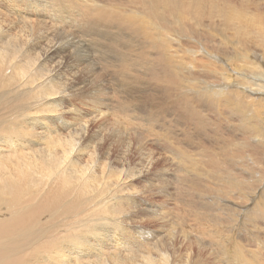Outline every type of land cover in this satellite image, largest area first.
I'll list each match as a JSON object with an SVG mask.
<instances>
[{"label":"bare ground","instance_id":"obj_1","mask_svg":"<svg viewBox=\"0 0 264 264\" xmlns=\"http://www.w3.org/2000/svg\"><path fill=\"white\" fill-rule=\"evenodd\" d=\"M80 1L67 0V5L63 4L64 11L59 7L62 4L57 5L59 0H0V264H207L203 249H196L193 245L192 241L197 240L188 228L181 229L180 236H177L173 225L177 224L174 221L177 220L176 209L183 211L184 203L188 208L194 205L188 200L185 202L189 191L192 193V190L202 187V193H208L216 190L214 187L222 186L212 196L213 200L220 199L215 206L222 219L223 214L235 208L236 198L247 201L244 194L246 178L238 180L235 177L234 180L230 175L224 179L221 167L212 166L210 160L203 162L196 155V158L191 156L192 152L203 151L201 143L196 145L189 141L191 150L188 152H180L178 145H171L168 149L165 142L178 135L177 126L182 129L185 124H172L166 120L178 116L190 123L199 114L196 107L193 109L187 92H184V101L180 103L178 95L182 93V83H185V87L195 93L192 101L207 98L220 113H223V108L226 109L230 122H237L236 131L244 137L240 143L243 150L244 147L251 152L256 150L264 159V76H257L256 84H251L261 71L262 59L253 55L224 62L228 66L227 83L220 89H204V83L174 63V55L167 62L161 59L163 63L157 61L158 64L153 65L155 60L148 54L151 62L154 60L153 64L147 67V72L145 68L141 71L149 76L147 83L160 88L159 91L172 100L178 97L176 104L169 103L167 106L162 102V115L159 116L157 110V115L152 112L155 108L147 102L148 99L141 98L145 88L131 86L129 81L143 80L141 76L144 75L134 72V65L127 66L126 56L131 49L130 44L134 42L129 47L123 35L113 36L109 30H99L102 32L99 39L101 46L112 52V60L107 59L108 55H101L107 67L101 65L106 69L104 74L99 72V65L88 58V47H84L93 40L89 37L98 31V23L107 22L105 26L121 23L131 28L134 35L142 32L147 42H154L162 47V51L178 39L180 43L198 42L200 37L194 33L203 31L211 42L218 40L217 45L224 39H233L244 46L254 44L264 53V4L262 0H253V4L250 0L249 3L241 0L238 1L240 5L230 0H192L187 5L182 2L181 12L175 13L167 6L166 0H129L138 7L126 13L119 9L122 6L111 3L102 5L92 2L93 5H90ZM38 5L44 6L46 11L51 9V19L74 28L70 32L80 33L81 39H70L66 35L58 40L53 35L56 30L52 34L39 30L38 21L33 16ZM140 10L151 16L141 15ZM66 11L69 14L66 15ZM166 14L178 23L176 28L168 31L167 36L166 32H158L168 25ZM91 18L94 20L90 21ZM18 21L24 25L19 27ZM157 28L158 35L155 36ZM67 30L60 33L69 32ZM187 32L194 33L185 35ZM200 36L203 37L202 34ZM207 47L202 45L197 51L186 53L188 57L194 52L206 56ZM165 50L168 48L165 47ZM141 55L144 56L143 51ZM192 66L186 64L184 67L192 71ZM200 69L206 71L203 63ZM169 72L181 75L179 86L166 75ZM240 80L245 85L244 96H249V99L228 94L237 88L235 82ZM110 89L119 98V109L115 105L111 107L110 103L105 104L104 109L102 100H99L103 98L97 99L102 96L108 102L112 93ZM148 92L157 104L155 92ZM138 93L140 97L136 96ZM84 94L90 99V102L87 100L89 109L84 107ZM113 109L117 112L114 113ZM210 133L213 131L209 130L206 135L199 132L198 136L204 138L205 143H211L213 138ZM148 140L154 146L159 145L160 153L149 148ZM256 151L253 155L257 154ZM160 160H163L160 170H164L162 165L166 161L168 164L177 163L184 176L178 182L185 180L191 183L186 192L184 189L179 192L173 213L165 204L168 199L165 191L154 188L146 181L150 169ZM135 167L137 171L133 169ZM142 181L148 185H138ZM158 193H164L165 203H154L148 198ZM263 194L256 197L252 206L237 221L243 224V219L251 215L253 219L249 224L256 229L259 224L254 217L264 220ZM194 198L196 201L204 199L203 196ZM255 210L260 216L254 214ZM184 218H188L187 214ZM216 221L210 228L213 234L210 236L211 243L215 244V252L212 253L217 255L223 250L220 253L233 263L259 264L257 260L260 257L255 261L252 257L256 253H247L235 238L231 241L232 247L225 245L229 236L217 226L221 225V221ZM155 222L157 227L151 230L149 224L152 226ZM221 236L223 240H220Z\"/></svg>","mask_w":264,"mask_h":264},{"label":"rangeland","instance_id":"obj_2","mask_svg":"<svg viewBox=\"0 0 264 264\" xmlns=\"http://www.w3.org/2000/svg\"><path fill=\"white\" fill-rule=\"evenodd\" d=\"M69 1H74V0H68V2ZM84 1L88 2L90 5H93L92 2H95V3L98 2V3H102V5L105 4V3L109 5V3H111L112 5L122 6L119 9L120 10H124L126 13H131V11L136 10L137 7H138L137 5H133L132 3H130L129 0H118V1L117 0H105L106 2L104 0H100V1L99 0H81L80 2H84ZM230 1L231 2L233 1V3H235L237 5H240V3L242 1H244V0H242V1L241 0H235V1L234 0H230ZM238 1H241V2H238ZM245 1L249 3V0H245ZM250 1H251V3L253 2V0H250ZM119 2H120V4H119ZM182 2H184V4L187 5V4L191 3L192 0H166L167 6L169 8H172V10L175 13L181 12V10L183 8ZM261 2L264 4L263 0ZM78 3H79V1H78ZM121 3H122V5H121ZM213 3H219V2L213 1ZM58 4L59 5L62 4V6L61 5L59 6ZM63 4L67 5V0H64V1L63 0H59V2L57 3V5L59 7L63 8L62 10L65 9L63 7ZM38 7L34 10L33 16H35L36 17V21H38V22H36V25L38 26L37 28L39 30L41 29V31L49 32L51 34L56 30L55 31L56 33L55 32L53 33L54 36H57V37H55L56 39L64 38L66 35L70 39H75V37L76 38L78 37L79 39H81L79 37L80 33L78 34V33H75V32H70L74 28L68 27V25H64V24H61V23H57L56 21H53L51 19V13L53 12L51 9L48 8L49 11H46V8H44V6L38 5ZM250 7H253V6H250ZM263 7H264V5H263ZM251 9H253V8H251ZM115 11L117 12L118 10H115ZM140 12H141V15L151 16V14L145 13V12H143L141 10H140ZM65 14L67 15V14H69V12L66 11ZM165 17L168 19L167 20L168 25L166 26V24H165L166 27H164L163 29H161L159 31H158L159 28L155 29L154 30V35L156 34L155 36L158 35L157 31L158 32H166L165 35L167 36V33H168L169 30L174 29V28H176L178 26V23L172 17H170V14H166ZM93 20H94L93 18L90 19V21H93ZM50 21L52 23H50ZM18 22L20 24L19 27L20 26L22 27L24 25L22 22H20V21H18ZM106 23L107 22H99L98 23V31L95 34H93V36L92 35H91V37L88 36L90 38V40H92V39L93 40L87 42V44H85V47H84L85 49H87V47H88V49H87L88 55L87 56H88V58L89 57L91 58L93 64H98L99 65V69L100 70L99 69L98 70H99L100 73L102 72L104 74L105 71H106L105 68H107L105 66V64H104V59H102V58L105 57V56L107 57V55H108L107 59H111L112 58V54H110L112 52L106 51V47L103 48V46H101L102 42L99 41V39H101V34L100 33H102L99 30L103 28V30L111 31L113 36H116V35H119V34H120V36L123 35V39L126 41V44H128V46H129L130 43L134 42V44H130L131 47L129 46L131 49L128 48L130 52L127 49V51H128L127 55L129 57L126 56V59L128 58L127 62L129 63L127 66L134 65L132 69H134L135 70L134 72H136V73L139 72L138 74H140L141 71L143 72L144 68H145V70L147 69V67L149 68V65L154 60H155L153 62L154 64L152 63L153 65L158 64L160 62L163 63V61L161 59H163L164 61L166 60L165 62H167V60L170 59L171 55L172 56L174 55L176 57L175 58L173 56V58H174L173 60L174 61L176 60L174 63L177 64L178 67H180L183 71L188 72V73L190 72L191 75H193L199 81L204 83V89L205 88L220 89L228 81V73H227V67L228 66H226L224 64V62H227V61L231 62V60H233V59H243V58H247L249 56L256 55V56H258L259 58L262 59V66H260L261 71L255 76L254 80L251 81V84H256L257 76H259V77H263L264 76V53L261 50L256 49L253 46L254 44H252L251 46H244L243 43H239V42H237V41H235L233 39L232 40L224 39L221 43H219L217 45L215 43L219 42L218 40L214 39V41H216V42H211L210 40H208L209 38L205 35V32H203V31H195V33L194 32H192V33L191 32H187V34L186 33H184V34L188 35V33L189 34H193L194 33V35L200 37L198 40L201 41V43L198 40H197L198 42H195V43L194 42H187V41L180 43V41L178 39L177 41L172 42L171 44L165 46L166 48H168V50H165V47H164V49L162 51V47L156 45L154 42H153L154 43L153 44L152 41L151 42L149 41V39H148L149 42H147V38L146 37L144 38V36L141 35L142 34L141 31H140L141 34L139 33V35H138L136 33V35H137L136 36V35H134L135 33H133L134 31L131 28H129V27H127V26H125V25H123L121 23H120V25H119V23L118 24L111 23L112 25L107 24V26H105ZM51 24H53L55 26H53V25L50 26ZM103 24H104V26H103ZM56 25L57 26L59 25V27H57V28H59L61 30L57 29ZM49 27H50V29H49ZM51 27H53V28H51ZM124 27H126V28H124ZM115 28H116V30H115ZM22 29H23V31H27V29H24V28H22ZM63 30L64 31L67 30L69 32L61 34L60 31H63ZM113 32H115V33L113 34ZM201 34H202L203 37L200 36ZM60 35H62V37ZM204 35H205V37H204ZM94 37H97V38H94ZM135 37H138L140 39L139 40L140 43H138L139 41H137V38L135 40ZM133 38H134V40H133ZM60 39H58V40H60ZM164 39H166V37ZM143 40L146 41V43ZM149 43H151V44H149ZM207 43H208V47H207ZM105 44H107V42H105ZM201 44L203 46L206 45V47L209 48V51H208L207 55L206 56H202V55H198L196 52H194L192 56L188 57L186 51H189V50L197 51V49L200 46H202ZM212 45L213 46L215 45V46L212 47ZM152 47H154V48H152ZM140 51L141 52L143 51V53H144L143 57H142L143 54L141 55ZM106 52H108V54ZM145 52L147 53V55H146ZM138 53H140V55H138ZM103 54H105V55H103ZM148 54H151L153 56V58H152V56L151 57L149 56L151 59H154L152 62H151V59L148 57ZM154 55H155V57H154ZM98 56H100V57H98ZM140 56L142 57L143 61L141 60ZM147 57L150 59V61H149V59H147ZM178 57H179V59H178ZM101 59H102V61H100ZM129 60H130V62H129ZM124 61L127 64L126 60H124ZM157 61H159V62L157 63ZM201 63H203L206 71L200 69V64ZM136 64H137L138 67L135 66ZM139 64H141V65L143 64V65L139 66ZM186 64H190L191 66L193 65L192 66L193 70L190 71V70L186 69L184 67ZM238 64H241V63H238ZM101 65L103 67H105V68H102ZM143 66H145V67H143ZM130 67H132V66H130ZM136 67H137V69L138 68L140 69V67H143V69L141 68V70H139V69L137 70V69H135ZM131 72H133V71H131ZM142 72H141V75L144 74ZM146 72H147V70H146ZM117 73H118V71H117ZM166 75L169 78L173 79L177 86L180 85V83L182 81L181 75H179L177 73H174V72L166 73ZM184 75H186V74H184ZM235 75H237V74H235ZM238 75H240V74H238ZM145 76H146L145 74L141 76L144 81L143 80L136 81L134 79L133 80H129V81L131 83V86H138L140 88H145L144 92L141 93V98L148 99L147 102L150 103L155 108V109L152 110V112L157 115V113H156V110H157L159 116H161L162 115V111H161L160 108L163 106L162 102H165V104L167 103L166 104L167 106H169V103L170 104L171 103L176 104V100L178 99V97H176V98L173 97V100H174L173 101L172 98L168 97V95L165 96V94H163L164 92L162 93L161 91H159L160 88L157 89V88H155L153 86L155 88L154 89L153 87H151L150 83H147V81L149 80L148 79L149 76H146V77ZM144 77L146 79H144ZM106 78L107 77H105L104 79H106ZM240 78L242 80V76L241 75H240ZM241 80H240V82H238V81L235 82V84L237 85V88H234L232 90L229 89L230 90V92H228L229 95L235 96L236 94H238L240 97L244 96L245 85L243 83H241ZM106 83L108 84V82H106ZM195 83H198V82H195ZM107 84H106V86H107ZM182 84L183 85H181V88H182L181 92L183 94L180 93L178 95V96L181 97L180 103L184 101V100H182V99H184V97H185L184 95L186 94L184 92H187L188 94H186V96L189 97V100L191 101V103L193 102L192 103L193 109L196 107V111L197 112L199 111V114L192 121H190V123H186L183 119H181L178 116L177 117L168 118L166 120L167 122L171 121L170 123H172V124H185V125L183 126L184 128H182V129L180 128V125L177 126L178 131L176 129H174V130L177 131L178 135L174 139L170 138L169 139L170 141L165 142L166 146L168 147V149H171V145H178L180 152H188V151L191 150L189 148V146H188L189 141L191 143L196 144V145L197 144L200 145V143H201V148L203 147L204 149H207V150L204 151V149L202 148L203 151H201L200 149H198L200 151H198V152L195 151L194 154L192 152L191 156H193L194 158L197 157V159H200L203 162H208L210 160V161H212V166L216 165V167H221V169H220L221 176L224 179L227 178V176L230 177V175L231 176L233 175L230 178H234V180H236L235 177L238 180H241L240 179L241 177L246 178V180H245L246 183H245V186H244V194H245V199L247 198L246 199L247 201H242L243 199L240 200V198H236L235 199L236 206L233 209L234 211L233 210L231 212L227 211L225 214L222 215V219H220L219 209L216 208V206H215V204L217 202L218 203L220 202V199H214L213 200L212 196L215 195L217 193V189L221 188L222 186L221 187L220 186H216V187L213 188V189H216V190H212V191H210L208 193H202L203 192L202 187H198V188L192 190V193L189 191L188 192L189 195L185 196V202H187V200L192 202L194 204V205L192 204L194 207L193 206L191 208H188L187 206L185 207V203H184V207H182V209H184L183 211L180 208L176 209V213H178V214L176 215L177 216V220L175 219L174 221H176L177 224H173V225H174V227L176 229V232L178 233L177 236H180L181 233L179 231L181 229L188 228L189 231H190L191 236H193V238L197 240V241H192L193 245L195 247H197L196 249H198V247L203 249L202 253L205 256L204 259H207L206 260L207 264H212V263L213 264H236V263L231 262L225 255H222V253H220V252H223L222 249H221L222 251H220L219 254H217L219 258L217 257V255L213 254L215 252V250L213 248V247H215V244L213 242L211 243L210 236H212L213 234H212V230H210V228H212L214 223L217 222L216 220H219V221H221V225H217V226L227 236H229V238H226V240H225V243H224L225 245L232 247V244H231L232 242L231 241L235 238V241H240V243L243 245L242 247H244V249H245V251L247 253H251V251L252 252L254 251V253H256L255 255H253L254 257H252V258L255 259V261L257 260L258 257H260V258H258L257 261L259 262V264H264V220L260 219L257 216L254 217L255 221H257V219H258L256 224H259V225H256V229H253V227L249 224L250 221H251V218H252V217H250L251 215H249L246 219H243L245 221V223H243V224H241L240 221H237L238 217H239V219H241L242 213L246 209H248L249 206L250 207L252 206L253 201L256 199V197L259 194L264 193V172H263L264 159L258 153V151H256V150L251 152V150H249L248 148L246 149L245 147H244V150H243V147L240 146L241 145L240 143H241V141H242V139L244 137L242 136V133H238L236 131V126L235 125H236L237 122L234 121V120H232V122H230V119H229L230 116L228 115L226 109H224L222 107L223 108V111H222L223 113H220V110L216 108V105L215 104L212 105L210 101L206 100L207 98H205V100L202 98L200 100L194 99L192 101V99L195 96V93L190 91V90H188L187 87H185V83H182ZM79 85L82 88H85V85H83V83L82 84L80 83ZM124 86L125 85H123V87ZM162 88H163V84H162ZM111 89H112V87H111ZM148 89L155 92L154 97L155 96L157 97V100H158L157 104H156V101L151 100L153 98V96H149L148 95L150 93V92H148L149 91ZM110 92H112L114 94V96L111 93V96L109 95V97L111 99L108 102L102 96H98L97 99L103 98V99H99V100L103 101V102L101 101V103L103 104L102 107L104 109H106V105L105 104H107V103H110L111 107L115 105L116 109H119V98H117L118 96L115 95V93L112 90ZM232 92H234V94ZM166 93H167V91H166ZM169 95H171V93ZM82 96L85 97L82 100L83 103H84V107L86 109H89L90 99L85 94L82 95ZM82 96H80V98H82ZM136 96L140 97V93L136 94ZM200 96H201V94H200ZM163 97H165V100H161V98H163ZM246 99H249V96H247ZM99 100H97V101H99ZM195 100H198V101L195 102ZM201 101H202V103H201ZM87 102H88L89 105L87 104ZM263 102H264V100H263ZM196 103H197V105H196ZM165 104H164V106H165ZM67 105L68 104H66V106ZM198 106H199V108H198ZM77 107H78V105H77ZM201 107H203V108L201 109ZM79 108L80 107H78V109ZM163 110H164V108H163ZM180 110H181V108H180ZM113 112L116 113L117 111L115 109H113ZM166 112H169V110H166ZM218 112H219V114H218ZM169 113H172V112H169ZM226 113H227L228 116H226ZM220 114H221L222 117H220ZM124 121L127 123V121L125 119H124ZM156 122L159 123L158 121H156ZM208 128H210V129H208ZM179 130H180V132H179ZM209 130L213 131V133H210L211 134V138H213V140H212L211 143H205V139L202 138L201 136H198V133L199 132H203V134L206 135V133ZM231 130H232V132H231ZM170 133H172V131ZM169 136H170V134H169ZM248 141L250 143L252 142V144L255 143L254 140H251V141L248 140ZM147 143L150 146L149 148L153 152H155V153L159 152L160 153L161 150H160L159 145L155 144L156 146H154V144L150 140H148ZM255 151H256L257 154L253 155ZM194 155H196V157ZM249 155H250V157H249ZM246 156H247V158H246ZM252 156H254V157H252ZM137 158H138V155H137ZM244 158L246 159V161H245ZM241 160H243V161H241ZM162 162H163V160H160L157 165H154V167L150 169L149 173L146 176L147 177L146 181H148L150 183L149 185H152L154 188H161L162 191H165L166 196L168 198L167 199V203H165L166 202L165 199H164L165 196L163 197L164 193L163 194L158 193V194H154L152 196L150 195V196H148V198L151 201H153L154 203H160L162 201L163 203L167 204L169 206V208H171V212L173 213L174 212V209H173L174 208V203L176 204L177 201H178L179 192L182 189H184V191L186 192L190 188V184L191 183L189 181H185V180H182V183H184V184L178 182V180L181 179V178H184V176L181 173V171L179 170L177 163H173L172 164V162H170L168 164V162L166 161V163L164 162L165 164L162 165V167H164V170H160L159 167H161ZM222 163H224V164H222ZM256 167L257 168L259 167V168L257 169ZM133 169L137 171V167H135ZM213 169L215 171L217 170L216 168H213ZM250 172H251V174H250ZM259 174H260V177H259ZM178 177H180V178H178ZM217 180H218V178H217ZM234 180H232V181L235 182ZM253 182H255V183H253ZM138 185H141V187H143V186H146L148 184H147V182L143 184V181H142V183H140ZM251 186L254 187V188H252ZM182 187H184V188H182ZM200 196L201 197L203 196L204 199L202 201H198V200L196 201V199L194 197L199 199ZM261 199L264 200V194L262 195ZM145 204L146 203H142L141 205L142 206H146ZM198 211H200V212L198 213ZM216 212H217V215H216ZM258 212H259L258 210H255L254 214L260 216V213H258ZM186 214H187L188 218H184V216ZM149 227H150L151 230L152 229H156L157 222L152 224V226H151V224H149ZM203 230H206V232H203ZM214 239H216V238H214ZM220 240H223L222 236H221ZM254 240H257L258 243H256V241H254ZM250 247H251V250H249L250 251L249 252L248 249H250ZM210 248H212L213 250H210ZM217 249H219V247H217ZM241 253H242V250H241ZM214 256H216V257L213 260ZM202 264H206V263L203 262Z\"/></svg>","mask_w":264,"mask_h":264}]
</instances>
